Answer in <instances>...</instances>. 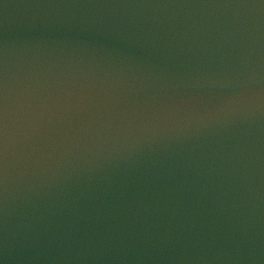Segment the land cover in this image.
Listing matches in <instances>:
<instances>
[{
    "label": "water",
    "instance_id": "95a60500",
    "mask_svg": "<svg viewBox=\"0 0 264 264\" xmlns=\"http://www.w3.org/2000/svg\"><path fill=\"white\" fill-rule=\"evenodd\" d=\"M0 264H264V0H0Z\"/></svg>",
    "mask_w": 264,
    "mask_h": 264
}]
</instances>
